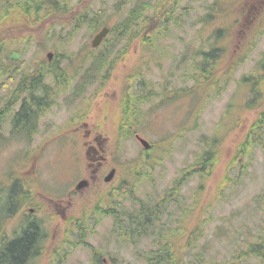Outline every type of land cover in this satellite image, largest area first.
Instances as JSON below:
<instances>
[{
	"label": "rangeland",
	"instance_id": "rangeland-1",
	"mask_svg": "<svg viewBox=\"0 0 264 264\" xmlns=\"http://www.w3.org/2000/svg\"><path fill=\"white\" fill-rule=\"evenodd\" d=\"M59 1H65L69 14L89 11L103 23L93 31L63 13L36 24L28 16L11 17L12 5L4 11L7 2L16 0H0V14L2 9L8 13L0 17L6 36L0 79L8 70L17 71L10 77L16 83L22 74L31 75L47 53L56 58L57 93L47 129L46 121L37 133L12 129L10 116L3 115L7 98L0 96V201L15 185L19 212L33 207L42 232L38 257L24 264H95V250L102 264H145L142 255L155 248L153 236L132 242L117 232L143 203L160 207V225L166 221L170 229L180 225L200 234L185 260L201 255L207 264L228 261L264 228V126L250 139L260 108L244 106L251 94L241 79L255 71L264 54V0H153L147 20L159 3L176 19L168 23L158 49L144 50L140 35L130 41L128 53H107L111 65L86 83L90 58L105 51L110 26L123 21L137 0ZM157 24L149 22L145 33L152 34ZM222 25L228 26L221 41L227 50L220 59L219 86L206 97L189 95V62L198 60V49L207 50L213 28ZM103 27L109 31L93 48L92 39ZM134 28L143 30V23ZM13 52L17 58L10 57ZM124 96L138 100L131 101L123 120ZM137 109L138 118L132 115L128 121V113ZM123 125H132L128 136L122 135ZM212 139L216 160L206 176L198 163ZM84 140L97 148L95 156L86 155ZM90 156L115 169L114 175L107 183L71 191L79 179H88ZM168 192L172 197L165 198L171 201L164 203ZM1 205L0 242L18 229L17 214L4 217ZM258 262L251 258L245 264Z\"/></svg>",
	"mask_w": 264,
	"mask_h": 264
},
{
	"label": "trees",
	"instance_id": "trees-1",
	"mask_svg": "<svg viewBox=\"0 0 264 264\" xmlns=\"http://www.w3.org/2000/svg\"><path fill=\"white\" fill-rule=\"evenodd\" d=\"M12 3L13 4L7 2V6H4V11H6V9L8 12L11 11L8 9V5H12L14 12L10 14L11 17H14L15 15L21 17L28 16L33 18L36 24L45 21V19H48L51 16H58L63 13L71 20H75L76 26L86 24L87 27H90L93 31H95L103 23L100 21L99 17H94L95 14L93 15L89 11L76 10L72 14H69L71 11L69 8H66L65 1L16 0V2ZM152 3L153 0H137L133 7L129 9V12L125 16L126 18H124L123 21L117 23V26H110L109 33L111 36L107 37L103 41V46L106 49L104 52L101 51L98 56L90 58L87 69L83 74V81L85 83L90 82L91 78L95 76L98 77V75H95L98 70L104 66L109 67L111 65L112 60L109 57L107 58L109 53L112 54L115 52L116 57L128 53L129 45L131 44L130 41H135V39L137 40L140 35L142 36H140L139 40L144 50L151 52L158 49L157 43L160 41L159 39H161L162 36L167 34L169 27L168 23H176V19L172 17L174 12L171 11L170 8L164 10V4L160 5L159 3L155 8L153 15L149 17L148 20L150 23H152V21L157 22L160 24V27H158L157 24L152 34H146L145 32L149 29V22L145 13L152 7ZM17 9L20 10V15L18 14L19 11ZM15 10H17V12H15ZM58 11L61 13L56 14L55 12ZM7 15L8 13H4L2 9L0 17L2 16V18L5 19L7 18ZM139 21L143 23L144 27L141 31L134 28ZM227 28L228 26L226 25L213 28L214 31L212 32V41L207 50L203 51L198 49L194 53V55L198 57V60L189 62V75L193 80V85L187 92L189 95L206 97L218 88L219 77L217 76V73L220 71V59L227 50L225 46H223L224 44H221V41L222 38L226 37L224 32ZM133 31L138 34L135 36L134 33H131ZM4 34L5 31L0 32V47L6 37ZM8 34H10V32H8ZM121 40H127L128 45L123 44L124 46H122L119 44L118 42ZM184 75L187 76L188 74L185 73ZM29 78H34V76ZM241 79L243 84L247 86L248 92L251 94L244 102V106L250 109L253 107L260 108V113L258 114L257 119L250 127L249 136H251V139L258 134L260 135L259 131L264 126V54L260 57L255 71ZM201 93H203V95ZM134 99L138 100V97L131 99L130 97L124 96L122 98L121 103L123 104V110L121 114L123 120L124 116L127 115L128 106H130L131 101H135ZM128 114V121L132 115L138 118V109ZM123 126L122 128H124L125 133L122 135L128 136V134H131L132 125ZM215 146V139H212L207 150H205L201 155V162L198 163V165H200V170L206 176L209 175L212 164L216 160L217 150ZM15 187V185H12L5 194L4 199L0 201L2 203V209L6 210L4 213H9L10 210L15 208L18 202L20 194H17L18 190L16 191ZM171 192L165 194L164 203L166 201H171L168 199L169 197H172L170 194ZM259 199L260 196L256 198V200ZM4 217L7 216L4 215ZM161 217L162 213L159 206H150L148 203L140 204L135 211L127 214L126 218L123 219V223L118 226L120 227V232H117L123 236H128L127 238H129L132 242H135L137 239L144 236H153V239H155L154 242L156 243L154 245L155 248H152L150 251L142 255L145 264H207L201 255L200 259L197 260H185L187 251L195 247V241L200 236L197 230L192 229L190 231H186L183 230L180 225H177L174 229H170L169 226H167L166 221L162 222L161 225L159 224L162 220ZM163 227L164 229H162ZM25 232L26 233L23 234L22 238H16L9 241L7 245L5 244V248L3 246V249H0V264L25 263L23 261L32 250V247L34 246L33 241H35L34 233H32L30 228H28ZM40 234L42 236L41 230L36 236L38 240ZM182 237L184 238L181 239ZM183 241L185 243H183ZM99 256L100 253L98 250L93 251V260L95 264H102L99 260ZM251 258L259 260L256 264H264V228L262 229V233L258 234L254 240L249 241L243 248L234 253L228 261L221 264H245V261L250 260ZM209 264L220 263L211 262Z\"/></svg>",
	"mask_w": 264,
	"mask_h": 264
},
{
	"label": "flooded vegetation",
	"instance_id": "flooded-vegetation-1",
	"mask_svg": "<svg viewBox=\"0 0 264 264\" xmlns=\"http://www.w3.org/2000/svg\"><path fill=\"white\" fill-rule=\"evenodd\" d=\"M46 58L47 59L40 61V65L37 69L33 70L31 75L22 74L24 77L17 79L16 83H12L13 79L10 77L17 74V71L9 73V70L7 69L6 76L8 78L0 79V96L7 98L6 109L4 110L3 115L10 116L9 124L12 129L18 130L24 134L37 133V130L40 127L39 125H42L44 121H46L44 125L45 129H47V126L52 123L53 113H51V106L55 101L57 93L54 71L56 64L55 53H47ZM31 76H34V78H29ZM82 146L85 147L86 155L90 154L89 151L93 156L98 152L95 146L88 145V140H84ZM93 156L87 158L86 161L87 168L90 169L91 172L88 179H79L74 187L71 188V191L73 190V192H76L78 190L76 185L81 181H84L85 185L88 186L93 182H108L105 181V177L109 174L112 168L106 169V167L102 166V161L96 160V157ZM44 196L47 198L46 195ZM48 198L53 199L51 197ZM33 210L34 208L30 207L28 210H24L23 208L21 212H19L20 208L16 205L14 209L5 214L6 216L17 214L18 229L14 232V235H12L11 238L1 237L0 249H3V246L5 248V244L7 245L9 241L16 238H22L28 228L34 233V246L23 262L30 261V259L32 260L39 255L42 236L40 234L39 240L36 238L40 231V226L39 222L34 217L35 214H33Z\"/></svg>",
	"mask_w": 264,
	"mask_h": 264
},
{
	"label": "water",
	"instance_id": "water-1",
	"mask_svg": "<svg viewBox=\"0 0 264 264\" xmlns=\"http://www.w3.org/2000/svg\"><path fill=\"white\" fill-rule=\"evenodd\" d=\"M109 31V29L107 27H103L98 33L95 34V36L92 39L91 42V46L92 47H97L99 46L102 38L107 34V32ZM18 54L13 52L11 55V58H17ZM138 140L141 142V144L144 146V148H148L149 147V143L144 140L143 138L137 136ZM115 170L112 169L109 174L105 177V181L109 180L113 175H114ZM85 182L81 181L76 185V188L79 189L80 187L84 186Z\"/></svg>",
	"mask_w": 264,
	"mask_h": 264
}]
</instances>
